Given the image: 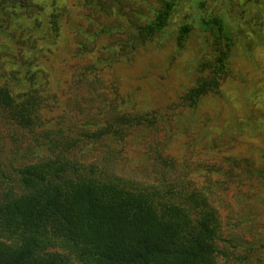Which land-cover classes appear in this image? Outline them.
Here are the masks:
<instances>
[{
  "label": "trees",
  "instance_id": "16d2710c",
  "mask_svg": "<svg viewBox=\"0 0 264 264\" xmlns=\"http://www.w3.org/2000/svg\"><path fill=\"white\" fill-rule=\"evenodd\" d=\"M9 3L26 17L38 8L31 0H0L4 29ZM79 6L87 28L75 27L74 86L62 94L57 127L43 121L45 107L56 105L34 76L0 75V264H220L224 226L203 185L178 175L161 154L153 158L151 180L123 175L112 163L109 141L123 143L128 130L160 120L115 105L118 92L104 71L157 37L175 36L182 46L199 29L209 57L200 67L206 76L187 93L196 108L231 74V16L219 0H81ZM60 16L48 22L51 45L60 36ZM23 35L9 37L21 65L38 43ZM84 113L95 117L78 119Z\"/></svg>",
  "mask_w": 264,
  "mask_h": 264
},
{
  "label": "rangeland",
  "instance_id": "374dc122",
  "mask_svg": "<svg viewBox=\"0 0 264 264\" xmlns=\"http://www.w3.org/2000/svg\"><path fill=\"white\" fill-rule=\"evenodd\" d=\"M31 1L38 6L32 17L17 15L9 3L8 29L0 19V75L21 71L18 76H34L35 87L56 105L45 107L43 121L57 127L62 94L74 86L75 27L87 28L86 12L81 0ZM219 1L235 26L231 74L219 93L206 96L196 108L187 98L197 80L206 76L200 71L209 57L206 35L196 29L182 46L175 36L157 37L132 60L106 69L104 78L118 92L115 105L155 113L160 123L132 128L125 142L108 145L116 152L114 166L137 180H151L153 158L159 154L171 159L178 175L203 185L219 212L224 226L219 263L264 264V0ZM53 14L61 15L56 18L60 36L51 45L46 36ZM181 23L177 15L174 27ZM13 31H23L27 42L38 40L26 52L25 65L15 58L19 47L9 38ZM90 115L95 117L84 113L78 119ZM99 147L106 149L105 144Z\"/></svg>",
  "mask_w": 264,
  "mask_h": 264
}]
</instances>
